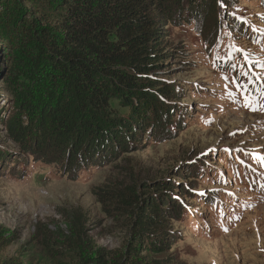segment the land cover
I'll list each match as a JSON object with an SVG mask.
<instances>
[{"label": "rangeland", "instance_id": "1", "mask_svg": "<svg viewBox=\"0 0 264 264\" xmlns=\"http://www.w3.org/2000/svg\"><path fill=\"white\" fill-rule=\"evenodd\" d=\"M225 1L245 33L233 31L220 0L200 8L167 0L174 18L165 26L164 41L175 47L156 75L173 90L156 105V115L147 114L145 129L125 136L118 152L90 163L68 169L26 153L3 124L14 98L0 78V224L20 233L3 254L8 264H75L78 253L67 237L77 214L95 245L124 253L133 214L115 208L100 189L135 192L143 199L165 187H173L183 204L169 214V244L162 252L142 251L145 261L264 264V109L243 107L233 83L247 82L239 77L241 66L249 70L245 54L264 65V31L254 30H264V0ZM216 21L221 30H209ZM3 59L0 55V69L9 73L11 65ZM251 72L264 76V67L252 66ZM257 83L264 90V80ZM249 92L264 105L260 92ZM38 223L52 232L49 248L33 237Z\"/></svg>", "mask_w": 264, "mask_h": 264}, {"label": "trees", "instance_id": "2", "mask_svg": "<svg viewBox=\"0 0 264 264\" xmlns=\"http://www.w3.org/2000/svg\"><path fill=\"white\" fill-rule=\"evenodd\" d=\"M206 1L187 3L200 8ZM166 3L0 0V55L11 65L9 73L0 69V78L14 98L11 112L2 121L26 153L72 169L116 152L118 146L124 147L125 136L145 129L147 114L156 115V105L173 90L156 75L175 47L164 41L165 26L174 18ZM220 3L226 20L235 23L233 31L245 33L243 23L232 20L228 12L232 6L228 8L225 0ZM221 26L216 21L209 30L220 31ZM218 38L210 39L216 44ZM251 60L253 69L260 70L261 65ZM257 86L256 81L249 90L257 93ZM114 100L126 112L116 109ZM165 188L143 199L135 192L100 189L115 208L133 214L131 238L124 253L108 252L89 239L77 214L67 237L68 246L78 253L75 264H163L145 261L141 252H162L170 242L169 214L183 203L171 191L173 187ZM50 235L44 224L36 225L33 237L44 248H49ZM19 239L17 230L0 224V264L10 263L3 254Z\"/></svg>", "mask_w": 264, "mask_h": 264}, {"label": "snow or ice", "instance_id": "3", "mask_svg": "<svg viewBox=\"0 0 264 264\" xmlns=\"http://www.w3.org/2000/svg\"><path fill=\"white\" fill-rule=\"evenodd\" d=\"M240 19H244V18H240ZM256 31H264V30H260V29H254ZM236 51H241L244 52L245 50L240 49V48H236ZM231 57H229L230 59ZM244 60L246 61L247 65H248V69L249 70H244V66H241V72H240V76L242 77H247V82H238L236 80L233 81V83H236V86L238 89L241 90V93L243 95V107L245 108H249L251 111H257V110H261L264 109V105L260 104L257 100L256 97L252 96L249 92V85L255 83L256 81H260V80H264V76H261L259 74H253L251 72V68L253 66L252 60L250 58V54H245L244 55ZM259 63V62H257ZM236 65H232V67H235ZM262 67H264V65H261ZM257 91H259L261 93V96H264V90L262 89H257Z\"/></svg>", "mask_w": 264, "mask_h": 264}]
</instances>
